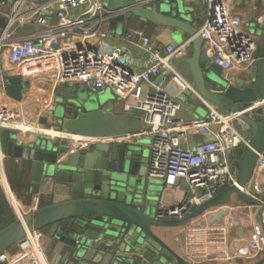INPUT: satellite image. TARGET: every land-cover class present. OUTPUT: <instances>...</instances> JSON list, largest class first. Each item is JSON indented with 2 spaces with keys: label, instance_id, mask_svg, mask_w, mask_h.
Returning a JSON list of instances; mask_svg holds the SVG:
<instances>
[{
  "label": "water",
  "instance_id": "water-1",
  "mask_svg": "<svg viewBox=\"0 0 264 264\" xmlns=\"http://www.w3.org/2000/svg\"><path fill=\"white\" fill-rule=\"evenodd\" d=\"M17 0H0V4H14ZM44 0H20V4L38 5ZM109 10L121 9L117 19L125 13L139 16L154 26L170 29V35H179L182 30L192 37L193 51L182 58L190 66L193 85L198 96L215 105L219 112L236 111L264 94V29L247 30V40L240 47L247 53V44L256 45L250 68L242 65L239 76L228 77L219 65L202 51V37L189 18L168 14L170 8H179L180 0H102ZM206 19L211 8L208 6ZM8 21L0 13V40ZM233 49V47H231ZM9 46L0 50V96L4 121L15 126H0V151L5 155L24 158L28 166L30 183L34 192L51 191L52 200L46 205L33 208L17 216L0 228V254L23 238L28 231L50 226L73 223L78 229L67 235L63 230L61 239L72 246L75 264H170L174 256L177 264H187L152 232L153 226L179 225L188 222L203 210L227 201L232 194L254 202L237 185H228L211 199L198 203L182 218H156L144 210L147 201L144 195L141 166L146 160L144 143L125 141H85L74 143L41 132L44 127H54L67 134L90 136L118 135L137 131L140 116L133 113H114L105 95L92 94L84 88L68 84L59 86L47 81L29 83L28 73L13 72L17 63L8 66ZM46 89L38 98H25L28 91ZM43 110L41 112V109ZM48 114L52 121H47ZM251 128L247 144L235 158L237 183L243 185L250 179L258 152L264 148V120L258 114L250 118L240 115ZM19 124L41 130H25ZM141 175V176H140ZM140 177V179H138ZM59 195V196H58ZM57 196V197H56ZM61 196V197H60ZM124 233L125 245L114 251L109 237ZM79 242H76V238ZM150 238L153 241H149ZM120 238H118V243ZM229 243L218 244L219 254L230 262ZM229 257V258H228Z\"/></svg>",
  "mask_w": 264,
  "mask_h": 264
},
{
  "label": "built area",
  "instance_id": "built-area-1",
  "mask_svg": "<svg viewBox=\"0 0 264 264\" xmlns=\"http://www.w3.org/2000/svg\"><path fill=\"white\" fill-rule=\"evenodd\" d=\"M24 6L17 0L3 13L8 21L3 31L12 24L19 27L33 20L39 28L20 40L3 44L0 40V50L4 45L9 46L8 63L18 64L42 55L54 57L57 70L53 80L56 84L82 83L88 89L109 87L125 99V111L140 116V128L132 133L101 135L85 141L120 142L149 136L147 174L161 178L164 183L157 197L156 218H182L224 187L237 185L240 191L255 200L257 212L253 220L258 225L255 247L264 264V148L258 152L252 175L243 185L237 183V164L233 165L227 157V153L248 142V137L233 125V120L263 107L264 94L239 110L224 113L203 100L208 107L206 115L183 119L177 115L182 104L175 96L181 92L197 94V91L174 68L172 59L187 54L192 37L164 44L162 49L154 46L151 37L142 29L128 32L127 37L137 36L140 47L148 53L143 68L134 71L126 66L132 60L127 50L123 46L107 44L104 40L107 32L101 28L103 22L123 13L121 9L109 10L102 0H44L29 10H22ZM209 8L210 15L198 33L212 47L211 61L224 70L233 64L250 66L256 45L248 43L247 53L240 49L247 40V31L240 27V14L220 0H209ZM52 13L56 20L51 22L47 15ZM72 36L79 38L77 43H72ZM62 40H65L63 44ZM6 123L7 120L1 118L0 126H9ZM193 131L204 137L192 145L190 133ZM2 156L5 155L2 153ZM15 159L18 161L19 157ZM179 179H183L193 193L185 195L178 203L166 202L164 191L176 186ZM0 183L12 203L10 197L14 198V195L4 175H0ZM12 204L16 206L15 202ZM42 230L28 231L17 242L23 246L24 258L32 264H48L43 253L45 237ZM81 237L76 238L77 243ZM6 258V252L0 254V262Z\"/></svg>",
  "mask_w": 264,
  "mask_h": 264
},
{
  "label": "crops",
  "instance_id": "crops-1",
  "mask_svg": "<svg viewBox=\"0 0 264 264\" xmlns=\"http://www.w3.org/2000/svg\"><path fill=\"white\" fill-rule=\"evenodd\" d=\"M169 1L172 2V0ZM220 2L240 14L242 18L240 27L242 29L246 31L250 28L258 27L264 29V0H220ZM179 4L178 9L175 7L170 8L167 13L177 17L189 18L197 28L205 22L209 0H180ZM12 6L13 4H0V13H6ZM33 6L34 5L31 4H25L22 10H29L33 8ZM47 16L51 22L56 20L54 13L48 14ZM38 28L39 26L34 20L26 22L19 27L12 24L3 31L4 34L2 35L1 43L20 40L23 36L32 33V31ZM101 28L107 32L104 39L107 44L114 47L123 46L127 50L132 60L128 61L126 66L134 71L143 68L148 58V53L140 47L137 36L127 37L126 34L128 32L142 29L151 37L153 45L162 49L164 44H174L189 37L182 30H179V35L172 36L170 35V29L157 25L154 26L149 21L129 13H125V18L123 20L115 18L109 22H103ZM78 40L79 38L77 36H72L71 38L72 43H77ZM64 42L65 40H62L61 44ZM201 47L203 53L211 59L212 47L210 44L203 41ZM192 51L193 47L191 43L187 54L181 57H174L172 59V65L193 85L190 66L187 62L182 60V58L191 55ZM4 64L8 66V62H4ZM56 67V58L42 55V57L26 59L19 62L18 68L12 67L11 71L28 73L27 76L24 77L25 79H30V84L43 80L52 84L55 83L53 75L57 70ZM248 67L250 68V66H247V69H249ZM242 69L240 64H233L229 69H225L224 73L228 77L239 76ZM68 84L80 85V83H63L62 85H58L62 87ZM87 90L89 92L93 91V89L88 88ZM45 93L46 89L36 88L34 91H28L24 99L40 98ZM1 94L0 92V96ZM175 97L182 104L177 115L183 119L204 116L208 112L206 103H204L196 93L181 92L179 94L177 93ZM117 98L121 100L122 106L118 107L113 103L112 111L117 114L127 112L123 105L125 99L120 96H117ZM104 102L110 101L105 99ZM1 107L2 104L0 99V108ZM43 110L45 111L47 109L43 108L40 111L43 112ZM253 114H258L259 118L264 120V106L255 109L251 114L246 116L251 118ZM1 118H3V112L0 109V120ZM47 121H52L51 114H48ZM7 122L6 124L9 126H15L14 123L10 121ZM233 125L241 130L247 137L251 134V128L245 121H242L240 116L233 120ZM18 126L23 128V133L25 130H41L29 125L24 126L23 124H19ZM50 130L61 132L54 127H44L41 132L45 131L49 133L48 131ZM49 134L53 137H57L52 134V132ZM58 136H60V134ZM70 136L72 137V134H70ZM80 136L81 138L77 139L79 142H82V139L88 140L98 138L96 136L83 134ZM203 137V135H200L196 131L191 132L190 144L193 145L199 142ZM137 140L138 139H132L131 141ZM143 145L146 149V160L142 164L141 169L143 173L142 176L145 180L144 195L147 199L144 210L154 215L158 200L157 197L164 183L161 178L148 176L149 145ZM236 157H234V159H231L232 157L229 158L233 165L236 164ZM15 158L16 157L13 155L2 156L0 152V175H4L7 184L11 187L16 201L12 195L10 198L12 203H16L15 207L18 214H20V212L22 214L27 213V211L33 208L50 203L53 193L51 191L44 192V190H42L43 192H34L33 185L30 183L31 172L25 164L24 158L19 157L18 161ZM138 179H140V177H138ZM192 193V191L188 190L185 181L179 179L176 186L164 191V199L168 203H178L182 197L191 195ZM12 203L4 191L3 184L0 183V228L6 226L10 221L16 218V213H14L11 208ZM256 212L257 207L254 202L243 197H238L236 194H232L227 201L203 210L188 222L179 225L153 226L152 232L176 255L182 256L183 260L188 262L187 264H262L263 259L260 258L255 247V229L258 225L253 219L256 217ZM58 226L59 225L50 226L42 230L45 237L43 243L44 257L47 259L48 264H75L72 258L73 248L67 242L65 243V241L61 239V236L66 226L69 227L67 235L72 234L78 227L70 222L69 224L61 226L60 231L57 232L59 229ZM123 237L124 233H117L116 236L109 237L111 240L108 242L113 247L114 251H118L120 248H123L124 245L127 248L128 239ZM118 238H120L119 243ZM149 241L153 240L150 238ZM223 242L229 243L228 250L231 261L219 263L218 260L222 261L227 259V257L222 258L218 253V244ZM5 252L7 254L6 261L0 262V264H32L24 258L23 246H20V243H15ZM169 260L170 264H177V259L174 256H170Z\"/></svg>",
  "mask_w": 264,
  "mask_h": 264
},
{
  "label": "rangeland",
  "instance_id": "rangeland-1",
  "mask_svg": "<svg viewBox=\"0 0 264 264\" xmlns=\"http://www.w3.org/2000/svg\"><path fill=\"white\" fill-rule=\"evenodd\" d=\"M79 88H84L85 90H87V88L84 86V84L80 83V85L78 86ZM88 91V90H87ZM103 94L105 95V99L106 100H109L111 103V106L112 104L114 103L115 106H122L121 105V100L117 98V95L111 90V88L109 87H105V88H100V89H93L92 91V94ZM113 107V106H112ZM149 136L145 135V136H140L138 138V142H141V143H144V144H147L149 145ZM68 142V140H66ZM242 146H238L236 147L233 151L227 153V157L230 158L232 157L231 159H234V157L238 156L239 153H240V150H241ZM11 208L13 210L15 214V216L17 217L18 216V213H17V209L15 207L14 204L11 205Z\"/></svg>",
  "mask_w": 264,
  "mask_h": 264
},
{
  "label": "bare ground",
  "instance_id": "bare-ground-1",
  "mask_svg": "<svg viewBox=\"0 0 264 264\" xmlns=\"http://www.w3.org/2000/svg\"><path fill=\"white\" fill-rule=\"evenodd\" d=\"M48 132L49 133L52 132V134L56 135L57 137H60L62 139H65V140H68V141H71V142H74V143H79V140H77V139L81 138L80 135H76V134H72V137H71L70 134H67L64 131H63V133H61L62 131L58 132V131H55V130H50ZM59 134H60V136H58ZM83 140H87V139H82V141Z\"/></svg>",
  "mask_w": 264,
  "mask_h": 264
}]
</instances>
